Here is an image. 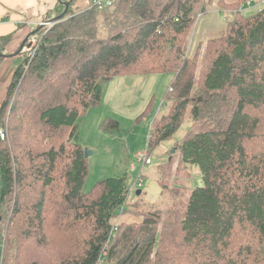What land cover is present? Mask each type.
<instances>
[{
    "label": "trees",
    "instance_id": "obj_1",
    "mask_svg": "<svg viewBox=\"0 0 264 264\" xmlns=\"http://www.w3.org/2000/svg\"><path fill=\"white\" fill-rule=\"evenodd\" d=\"M73 1L47 33L37 27L36 56L25 55L1 105L0 129L10 121V137L0 138V264H41L31 251L57 253V264H264V6L250 16L232 12L225 37L208 45L199 101L187 36L202 9L227 13V2L114 0L77 13ZM164 73L173 78L165 112L150 126L148 156L192 122L198 129L160 168L197 167L202 183L170 199L162 190L169 215L154 205L131 213L139 179L130 185L125 174L84 191L89 164L78 120L100 103L103 84ZM61 212L70 213L68 224ZM128 212L136 220L114 223ZM58 236L70 245L63 253L49 249Z\"/></svg>",
    "mask_w": 264,
    "mask_h": 264
},
{
    "label": "rangeland",
    "instance_id": "obj_2",
    "mask_svg": "<svg viewBox=\"0 0 264 264\" xmlns=\"http://www.w3.org/2000/svg\"><path fill=\"white\" fill-rule=\"evenodd\" d=\"M222 1L227 2L234 9L230 8L231 10L227 9V13H221L218 7L214 5L209 6L205 14L206 8L202 9L194 21L193 31L191 30L187 36V49L190 62L194 63V66L191 65L189 69L194 74L191 75L195 85L192 96L193 99L197 98L200 101L201 97L198 90L201 88L200 83L203 80L205 69L211 61L207 57V55L210 57L209 52L206 51V48L208 50V45L210 46L211 42L216 39L225 37L226 23L227 20L232 19V12L238 10L240 14L250 16L256 14L264 6V0H243V2H241L242 0ZM90 2L91 0H79L75 11L78 13V10L80 12L86 10L90 7ZM237 5L238 7H235ZM99 18V23L103 24L104 17L99 15ZM47 23L50 25L41 26L40 32L42 29L44 34L47 33L56 22L51 21ZM100 32H105L103 26H100ZM27 34L28 30H24L23 34L15 37V40L11 44H0V52L2 51L1 53L6 55L14 54ZM39 38V34H34L30 37L23 54L12 55L0 60V109L6 98L8 88L13 82L15 71L24 64L25 55L29 58L27 51L37 44ZM205 57L209 62L203 67V58ZM27 70L28 68L26 67L25 71ZM172 78L173 75L169 73L127 75L118 76L103 84L100 103L89 108L78 120L77 143L84 151L88 150L92 152L87 159L89 173L84 183L85 192H90L98 182L107 178H118L126 174L128 175V183L133 185L142 175V187L138 189L143 194L138 196L136 194L137 190L132 189L128 200V206L132 209L130 212L149 209V205H154L155 207L152 208V211L162 210L161 214L165 216L169 215L170 204L163 199L161 195L162 190H165L164 193L170 199L169 196H171L172 192H175L177 189H184L183 185L187 187L186 194L193 187L201 185L202 179L197 167H188L180 170L181 167H178V163L176 162L171 169H169L170 167L168 168L169 171L163 172L162 167L160 168L161 165L164 166L167 163V159L170 156L175 155L176 148L185 139L190 130L194 127L193 130L198 129L192 122L185 123L172 140L163 143L159 150L153 151L151 156H149L152 161L151 164L145 165L137 161L136 158L138 152H147L151 123L157 116L160 115L161 117V114L165 112L166 103L163 100ZM167 106L169 108L170 104ZM9 125L10 121H7L6 128H2L7 134L5 140L10 137ZM173 149H175V153L172 154ZM179 173L181 174V179ZM161 186H164V189ZM138 203L141 206H137ZM130 212L125 214L124 217L117 216L114 223L117 224L120 220L121 222L126 221L128 223L136 220ZM58 213L56 211L55 215ZM61 213L67 214L66 221L68 224V220L69 222L71 221L70 213ZM62 218L65 217L61 215ZM5 235L3 236L4 238ZM53 242L56 243H52L53 245L50 246L53 247L49 249L57 252L61 250L63 253L70 246L67 242L63 241L61 236H58L56 239L54 238ZM31 252L36 254V258L41 256L40 259L38 258L41 264L58 263L56 259L57 253L52 254L44 251Z\"/></svg>",
    "mask_w": 264,
    "mask_h": 264
},
{
    "label": "crops",
    "instance_id": "obj_3",
    "mask_svg": "<svg viewBox=\"0 0 264 264\" xmlns=\"http://www.w3.org/2000/svg\"><path fill=\"white\" fill-rule=\"evenodd\" d=\"M60 1L61 0H0V39L11 36L8 41V44H11L15 40V37L23 34L24 30H28V36L34 32L41 23L56 20V18L60 16L56 9ZM72 1L73 0H65L63 2H70L71 6ZM73 2L74 4L72 7L75 11L79 0H74ZM91 3L92 0L90 6ZM78 11L80 12V10ZM16 52L12 55L17 56L18 54L15 55ZM12 55L8 54L6 57ZM0 58L3 59L5 57Z\"/></svg>",
    "mask_w": 264,
    "mask_h": 264
},
{
    "label": "built area",
    "instance_id": "obj_4",
    "mask_svg": "<svg viewBox=\"0 0 264 264\" xmlns=\"http://www.w3.org/2000/svg\"><path fill=\"white\" fill-rule=\"evenodd\" d=\"M113 4H114V0H92L91 7L98 8L99 10H104V9L112 7ZM45 25H50V24L47 22H43L40 24V26H45ZM37 47H38V45L32 46V48L28 51V53H29L28 56H29L30 62L36 56ZM6 137H7L6 132L3 129H0V138L2 140H4V139H6ZM136 158H137V161H139L140 163H143L145 165H149L152 162L151 158L148 156L146 151L138 152L136 155ZM141 187H142V177L139 178L138 183L134 184L133 189L136 190V189L141 188Z\"/></svg>",
    "mask_w": 264,
    "mask_h": 264
},
{
    "label": "water",
    "instance_id": "obj_5",
    "mask_svg": "<svg viewBox=\"0 0 264 264\" xmlns=\"http://www.w3.org/2000/svg\"><path fill=\"white\" fill-rule=\"evenodd\" d=\"M60 2L65 6V10H64V12H63L60 16H58V17L56 18V20H53L54 22L57 21V20H59V19H60V20L63 19V18L68 14V11H69L70 2H63L62 0H61ZM38 31H39V29H36L34 32H32L31 34H29V35L24 39V41L22 42V44H21L19 50L16 52L15 55L20 54V53L23 52V50H24V48H25V44H27V42L29 41L30 37H32V36L34 35V33L38 32ZM6 56H7V55H4V54L0 53V57H6ZM199 101H200V99H199ZM84 153H85V158H86V159H88V157L92 154V152H89L88 150H85ZM173 153H175V149L172 150V154H173ZM136 194H137L138 196L141 195V190H138Z\"/></svg>",
    "mask_w": 264,
    "mask_h": 264
},
{
    "label": "clouds",
    "instance_id": "obj_6",
    "mask_svg": "<svg viewBox=\"0 0 264 264\" xmlns=\"http://www.w3.org/2000/svg\"><path fill=\"white\" fill-rule=\"evenodd\" d=\"M139 190V189H138Z\"/></svg>",
    "mask_w": 264,
    "mask_h": 264
}]
</instances>
